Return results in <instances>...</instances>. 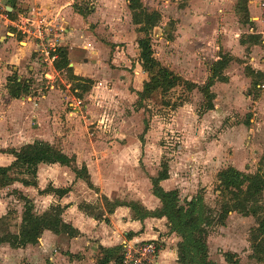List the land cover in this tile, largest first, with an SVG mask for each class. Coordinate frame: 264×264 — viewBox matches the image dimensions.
Wrapping results in <instances>:
<instances>
[{
  "label": "crops",
  "instance_id": "1",
  "mask_svg": "<svg viewBox=\"0 0 264 264\" xmlns=\"http://www.w3.org/2000/svg\"><path fill=\"white\" fill-rule=\"evenodd\" d=\"M76 1L0 0V9L10 13L37 5L45 15L57 22L63 31L61 50L66 55L68 67L74 76L92 81L86 98H81L83 106L80 108L70 104L64 106L66 98L54 86H50L47 94L42 93L41 89L33 96L11 99L5 88L7 79L16 75L23 80V69L26 65L30 66L29 69L35 68V60L40 62V56L35 42L18 32L16 22L0 19V67L7 72L4 78L0 77V135H5L0 138V150H18L34 141L48 143L68 157H74L75 167H85L93 186L90 189L83 180L76 178L70 168L59 164H40L36 187L23 186L18 182L9 186L29 198L34 213L38 215L54 205L64 207L61 215L63 222L78 234L69 237L45 230L35 245L12 249L1 244V264H16L18 260H25L28 264H97L100 249L149 241L161 246L154 264H178L177 244L180 238L170 231L167 219L163 216L142 218L129 207V204H134L143 213H154L161 208L160 201L152 193L151 184V179L157 177L160 169L147 157L140 135L128 126L134 113L123 116L121 122L118 121V129L108 124L116 118L106 108L114 103L120 105L123 103L121 100L132 103L147 81L139 63L133 74L126 56L127 61L121 66L117 57L126 49L120 50L115 45L117 42L107 41L104 35L108 23L122 24L123 11L129 12L127 0H83L90 7L81 10L82 14L74 7L77 6ZM239 1L191 0L199 8L197 6L196 11H191L193 6H185L179 10L181 15L177 17V31L184 34L190 27L192 30L200 28L197 22L202 14L203 25L210 33L213 32L210 37L215 33L220 34L223 54L227 52L232 58L233 54L246 51L251 53L250 61L253 63L255 54L261 53L264 57V10L256 6L257 0H245L249 16V23H245L237 10ZM14 17L18 20L16 15ZM125 18L127 26H130L128 16ZM220 46L216 48L217 51ZM233 62L234 59L230 63ZM8 66L13 76L7 71ZM261 67L254 64L251 68L264 71ZM48 69L53 71L50 78L56 79L59 72L54 66ZM225 71L224 75L231 83L234 77ZM69 83L68 88L71 86ZM97 106L101 108L97 109ZM95 110L99 112L98 116ZM207 112L216 114L218 107L214 105ZM251 132L253 125L248 128V133ZM116 137L120 141L117 142ZM12 161L11 155L0 153V167L8 166ZM170 179L168 177L161 181L160 186L165 191L177 190ZM49 185L54 189L69 188V192L62 197L53 193H39ZM8 189H0V219L6 215L9 200L2 192ZM103 198L111 204H118L110 214ZM79 205H89L101 216L85 215Z\"/></svg>",
  "mask_w": 264,
  "mask_h": 264
},
{
  "label": "rangeland",
  "instance_id": "2",
  "mask_svg": "<svg viewBox=\"0 0 264 264\" xmlns=\"http://www.w3.org/2000/svg\"><path fill=\"white\" fill-rule=\"evenodd\" d=\"M141 1L147 10L158 11L161 15L159 25L151 33L155 59L184 80L202 86L210 75L211 67L219 60V56L230 55L227 52L223 54L220 34L215 33L210 37L213 32L210 33L203 25L202 14L199 15L197 22L200 28L192 30L188 25L190 30L185 31L184 34L177 31L179 22L177 17L181 15L179 10L185 6H193L191 11H196L195 7L198 4H193L191 0ZM75 3L77 8L80 7L79 10L84 8L88 10L90 7L86 4L88 2L83 0H77ZM198 11L204 13L199 9ZM122 16H124L121 18L122 24L108 23L104 35L107 41L109 39L117 42L115 45L120 50L126 49L117 58L121 66H124L123 63L128 58L132 67L130 72H135L137 63L140 64L139 49L136 44L141 36L135 32L129 12L124 10ZM127 16L130 26H127L125 18ZM239 17L244 21L242 14H239ZM218 46H220L219 51L216 50ZM250 54L246 51L233 54L234 58L231 59L235 62L230 63L225 71L234 77L233 81L217 82L212 87L211 91L215 94L212 104L213 107L214 105L218 107L216 114L206 112L208 102L199 90L188 91L184 84L172 89L166 95L157 91L150 97L140 100L136 95L137 98L135 96L132 103L121 100L123 103L120 105L114 103L106 108L110 115L116 118L108 123L114 129L119 128L118 121L121 122L123 116L129 115L130 112L134 113L128 126L137 132L138 136L140 135V141L146 148V155L152 163L154 162L156 168L161 170L162 163H167L169 177L173 187L178 190L181 205H185L187 199L202 192L205 204L218 210L219 198L215 192L217 173L230 166L245 173H254L258 167L264 150V88L261 85H264V81L259 82V86L253 89L250 86L251 79L245 75L244 69L257 64L262 65L261 68L264 70V57L261 53L255 54V61L251 63ZM35 62V68L31 66L32 68L29 69L30 66L26 65L22 71L23 80H28L31 85L27 96L36 95L41 89L42 93L47 94L50 92V86H54V89L66 98H64V106H68L69 101L74 97L78 98V95L83 99L86 98L87 92L75 90L74 83L68 80L65 73H59L56 79H49L48 77L53 73L48 69L50 66L41 60L39 62L38 59ZM7 71L13 74L9 66ZM5 74H7L5 69L0 67V77L4 78ZM241 75H245L246 79ZM147 77L145 75L146 80ZM67 83L71 84L70 88L67 87ZM100 108L97 106V109ZM96 111L94 112L98 116L99 112ZM251 125L253 132L248 133ZM142 132L145 134H141ZM2 136L5 135L1 134L0 138ZM116 141L120 139L116 137ZM8 150L10 149L0 151ZM259 150H262L260 154ZM8 188L2 192L9 200L6 215L3 216L6 219L0 221L1 236L6 229L12 234L18 233L23 213V203L15 191ZM255 227L253 218H245L236 213L229 214L224 226H213L209 230L207 237L209 260L216 264H225L223 253L232 252L238 256L241 264H264L253 258L249 242L250 231ZM4 245L9 246L5 243ZM17 263L28 264L25 260H18Z\"/></svg>",
  "mask_w": 264,
  "mask_h": 264
},
{
  "label": "trees",
  "instance_id": "3",
  "mask_svg": "<svg viewBox=\"0 0 264 264\" xmlns=\"http://www.w3.org/2000/svg\"><path fill=\"white\" fill-rule=\"evenodd\" d=\"M74 7L82 14L77 6ZM127 7L130 12L131 23L135 26V32L141 36L137 41L139 61L142 71L148 76L147 81L143 84L142 91L137 93L139 100L148 98L157 91L162 95H166L172 89L184 84L188 91L199 90L207 99L206 110H212V101L215 99V94L211 89L217 82L227 83L228 78L224 75V71L232 61L231 57L220 55L219 60L211 67L210 75L202 86L184 80L167 67L162 66L154 57L151 33L161 21L160 13L147 10L141 0H127ZM237 10L247 23L249 16L245 0L239 1ZM14 13H8L13 21L16 20L14 16H17V13ZM58 54L59 59L54 63V69L59 73H65L68 80L74 83L75 90H81L83 93L87 92L92 87V81L74 76L72 70L68 67V60L64 51L60 49ZM244 70L245 75L251 79L250 86L253 89L259 86V82L264 81V71H255L250 67H245ZM30 87L29 81L18 79L16 75L9 77L5 86L10 98L15 100L27 96L30 93ZM81 97V95H78V98ZM0 153L9 154L13 157L10 165L0 167V189L8 188L15 182L23 186L36 187L37 169L40 164H59L68 167L73 171L76 178L83 180L90 189H93L86 168L81 167L79 169L75 167L74 157H68L48 143L34 141L18 150L10 149L0 151ZM168 177V165L162 163L157 177L151 179L152 193L161 203V208L158 211L143 213L134 204H129V207L142 218L163 216L167 219L170 231L180 238V242L177 244L178 264H216L209 260L207 244L209 230L213 226H224L231 213L239 214L245 218L251 217L255 220L256 227L250 231L249 242L253 258L260 263H264V150L254 173H245L231 166L217 173L215 192L219 198L220 207L218 210H214L205 204L202 192L187 199L185 205L179 204L178 190L165 191L160 186V182L168 179ZM14 191L23 203L19 231L17 234H12L6 229L4 234L0 235V245L5 243L13 249L35 245L45 230L55 235L77 236L78 232L64 223L61 218L64 207L54 205L38 215L34 213L32 202L22 193ZM68 192L69 188L54 189L50 185L45 190L39 191L40 194L53 193L58 197H62ZM103 201L109 214L118 205L117 203L107 202L105 198H103ZM79 209L88 216L95 218L101 216L99 213L94 214L93 208L89 205H79ZM5 219L2 217L0 221ZM123 249V246L107 250L100 249L101 254L98 256L97 264H120ZM222 256L225 264H241L235 253L225 252Z\"/></svg>",
  "mask_w": 264,
  "mask_h": 264
},
{
  "label": "built area",
  "instance_id": "4",
  "mask_svg": "<svg viewBox=\"0 0 264 264\" xmlns=\"http://www.w3.org/2000/svg\"><path fill=\"white\" fill-rule=\"evenodd\" d=\"M255 4L259 9L264 10V0H257ZM8 13L6 10H0V19L9 22ZM17 17L18 20L13 23L16 22L18 32L35 42L37 54L44 64L54 66L59 59L58 52L62 47L61 26L45 15L37 5L22 9L17 13ZM69 103L75 108L83 106V101L75 97ZM160 249L161 246L155 241L127 244L124 246L120 264H154Z\"/></svg>",
  "mask_w": 264,
  "mask_h": 264
},
{
  "label": "water",
  "instance_id": "5",
  "mask_svg": "<svg viewBox=\"0 0 264 264\" xmlns=\"http://www.w3.org/2000/svg\"><path fill=\"white\" fill-rule=\"evenodd\" d=\"M9 12V11H8ZM49 79H51L50 77H48Z\"/></svg>",
  "mask_w": 264,
  "mask_h": 264
}]
</instances>
